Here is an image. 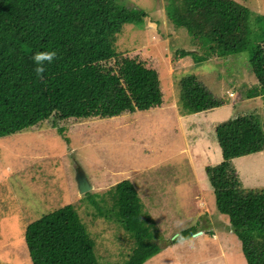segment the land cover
<instances>
[{"label": "rangeland", "instance_id": "374dc122", "mask_svg": "<svg viewBox=\"0 0 264 264\" xmlns=\"http://www.w3.org/2000/svg\"><path fill=\"white\" fill-rule=\"evenodd\" d=\"M117 1L147 17L141 26L124 24L115 35L116 59L132 58L155 70L161 104L109 118H50L0 137V264H32L24 238L28 224L66 205L74 207L94 239L101 264L126 260L135 243L114 218L110 193L124 179L143 204L144 223L159 236L161 250L146 264H246L228 217L216 209L205 167L222 161L219 124L246 115L264 127V57L250 60L243 51L221 58L210 39L209 17L192 18L197 29L191 35L168 16V0ZM233 1L264 17V0ZM180 49L195 51L202 62L177 57ZM108 65L116 68L115 59ZM189 75L221 105L197 114L185 111L180 80ZM200 151L207 154L201 160ZM261 151L230 162L244 189L264 188ZM78 167L92 186L85 193L76 183ZM190 226L199 233L173 243Z\"/></svg>", "mask_w": 264, "mask_h": 264}, {"label": "trees", "instance_id": "16d2710c", "mask_svg": "<svg viewBox=\"0 0 264 264\" xmlns=\"http://www.w3.org/2000/svg\"><path fill=\"white\" fill-rule=\"evenodd\" d=\"M166 11L191 35L197 29L192 18L208 16L210 39L221 58L243 51L250 60L264 57V17L233 0H168ZM146 17L145 11L117 0H0V137L50 118H109L159 106L162 93L156 71L132 58L116 59L114 47L124 24L141 26ZM38 52L56 53L52 63L44 61L42 75H37L33 60ZM197 55L186 49L176 54L202 62ZM111 59L116 68L108 65ZM180 88L187 112L221 105L194 75L181 79ZM216 135L222 161L205 167L216 209L228 217L246 264H264V188L244 189L230 163L262 152L264 127L245 115L219 124ZM110 193L114 218L135 243L129 257L115 264H144L161 250L159 236L144 223L143 204L128 179L113 185ZM94 205L101 209L97 202ZM196 232L195 226L187 227L173 243ZM24 238L32 264H101L95 241L72 205L29 223Z\"/></svg>", "mask_w": 264, "mask_h": 264}, {"label": "clouds", "instance_id": "9594fccd", "mask_svg": "<svg viewBox=\"0 0 264 264\" xmlns=\"http://www.w3.org/2000/svg\"><path fill=\"white\" fill-rule=\"evenodd\" d=\"M56 56L55 52H38L34 55L33 60L36 63L37 67L35 69L37 75H42L45 71L43 67L44 61L52 63Z\"/></svg>", "mask_w": 264, "mask_h": 264}, {"label": "water", "instance_id": "95a60500", "mask_svg": "<svg viewBox=\"0 0 264 264\" xmlns=\"http://www.w3.org/2000/svg\"><path fill=\"white\" fill-rule=\"evenodd\" d=\"M75 179L80 193H85L89 189H91L92 186L90 185L89 180L87 179L84 171L81 168L77 170ZM197 233L199 232L194 233V235H196Z\"/></svg>", "mask_w": 264, "mask_h": 264}, {"label": "crops", "instance_id": "0c3cea01", "mask_svg": "<svg viewBox=\"0 0 264 264\" xmlns=\"http://www.w3.org/2000/svg\"><path fill=\"white\" fill-rule=\"evenodd\" d=\"M227 57H229V56H227ZM227 57H224L223 59H226ZM235 57H232V60H231V62L232 63H234L235 62ZM160 106V105H159ZM159 106H155V107H159ZM218 107V106H217ZM151 108H153V107H151ZM150 109V108H149ZM148 110V109H147ZM209 109H205V110H200V111H195V112H192V114H197V113H199V112H206V111H208ZM189 128V127H188ZM180 152L181 151H183V148L182 147H180ZM208 153V152H207ZM207 156V154H203V152H201L200 151V160L201 159H203L204 157H206ZM219 160V159H218ZM217 162H220V160L219 161H217ZM216 164V163H215ZM203 188V187H202ZM206 188V187H205ZM213 190V189H212ZM208 191H210V189L208 188L207 189V193H208ZM187 239V238H186ZM147 262V261H146ZM146 262H145V264H146Z\"/></svg>", "mask_w": 264, "mask_h": 264}]
</instances>
